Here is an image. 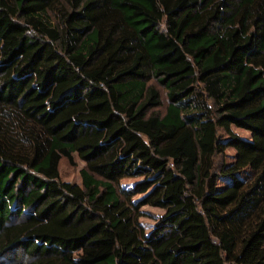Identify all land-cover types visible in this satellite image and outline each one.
Listing matches in <instances>:
<instances>
[{
  "label": "trees",
  "instance_id": "1",
  "mask_svg": "<svg viewBox=\"0 0 264 264\" xmlns=\"http://www.w3.org/2000/svg\"><path fill=\"white\" fill-rule=\"evenodd\" d=\"M0 264H264V0H0Z\"/></svg>",
  "mask_w": 264,
  "mask_h": 264
},
{
  "label": "rangeland",
  "instance_id": "2",
  "mask_svg": "<svg viewBox=\"0 0 264 264\" xmlns=\"http://www.w3.org/2000/svg\"><path fill=\"white\" fill-rule=\"evenodd\" d=\"M237 133L240 135H246L244 131L237 130ZM134 145H142V140H136ZM232 150H227V153H231ZM76 165L72 166L67 161L62 160L60 163V178L62 181L70 182V183H77L80 184V176H79V170L85 166V163L81 161L79 158H75ZM134 181V179H123L122 184L128 185L131 184ZM142 210L146 213V216H143L141 218V221L145 226L148 228L154 221V217L161 212L158 208H152L149 206H145L142 208Z\"/></svg>",
  "mask_w": 264,
  "mask_h": 264
}]
</instances>
